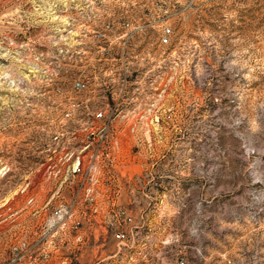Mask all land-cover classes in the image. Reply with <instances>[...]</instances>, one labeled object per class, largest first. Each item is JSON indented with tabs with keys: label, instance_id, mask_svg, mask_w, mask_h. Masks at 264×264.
I'll return each instance as SVG.
<instances>
[{
	"label": "rangeland",
	"instance_id": "1",
	"mask_svg": "<svg viewBox=\"0 0 264 264\" xmlns=\"http://www.w3.org/2000/svg\"><path fill=\"white\" fill-rule=\"evenodd\" d=\"M83 2L0 0V264H264V0H183L170 43L103 54L68 29ZM80 73L135 92L104 100L114 173L56 189L42 149Z\"/></svg>",
	"mask_w": 264,
	"mask_h": 264
},
{
	"label": "built area",
	"instance_id": "2",
	"mask_svg": "<svg viewBox=\"0 0 264 264\" xmlns=\"http://www.w3.org/2000/svg\"><path fill=\"white\" fill-rule=\"evenodd\" d=\"M182 4L183 0H84L76 11L77 16L70 17L67 26L71 32L80 33L75 35L80 37L77 44L81 47H95L102 54L105 50L110 53V49L115 46L133 45V33L148 30H158L160 43L168 44L173 33L170 17ZM87 37L93 39L85 40ZM91 79L80 73L71 81L72 92L81 97L86 96L87 101L72 99L64 114L67 118L64 128L54 132L47 140L42 149L44 175L59 178L98 174L106 177L114 173L108 165L114 160L119 146L116 124L118 113L104 100L109 95L134 93V82L125 80L122 85H116V76L109 73L101 82H93ZM91 96L94 100L90 101ZM97 96H102L104 102L97 99ZM127 125L134 127L138 122H129ZM148 125L146 121L140 122V126ZM60 182L56 189L73 188L71 181L65 185H62V179ZM102 182L110 185L108 178ZM113 236L118 241H125L128 239V231L121 228L115 230ZM257 259L255 257V263ZM178 264H188V261L182 257Z\"/></svg>",
	"mask_w": 264,
	"mask_h": 264
}]
</instances>
